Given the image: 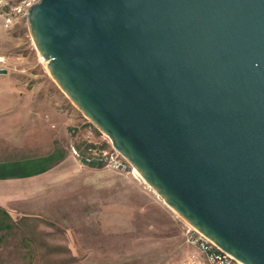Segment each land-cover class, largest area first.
<instances>
[{"label": "water", "instance_id": "1", "mask_svg": "<svg viewBox=\"0 0 264 264\" xmlns=\"http://www.w3.org/2000/svg\"><path fill=\"white\" fill-rule=\"evenodd\" d=\"M26 17L51 77L151 190L264 264V0H39Z\"/></svg>", "mask_w": 264, "mask_h": 264}, {"label": "rangeland", "instance_id": "2", "mask_svg": "<svg viewBox=\"0 0 264 264\" xmlns=\"http://www.w3.org/2000/svg\"><path fill=\"white\" fill-rule=\"evenodd\" d=\"M29 1L39 0H0V163L22 173L27 162H57L0 180V208L11 216L0 264H185L191 225L51 77L15 10Z\"/></svg>", "mask_w": 264, "mask_h": 264}, {"label": "built area", "instance_id": "3", "mask_svg": "<svg viewBox=\"0 0 264 264\" xmlns=\"http://www.w3.org/2000/svg\"><path fill=\"white\" fill-rule=\"evenodd\" d=\"M31 5L33 4L29 1L23 7L15 10L18 13L26 14ZM186 239L195 251L189 256L185 264H242L192 226L187 229Z\"/></svg>", "mask_w": 264, "mask_h": 264}, {"label": "trees", "instance_id": "4", "mask_svg": "<svg viewBox=\"0 0 264 264\" xmlns=\"http://www.w3.org/2000/svg\"><path fill=\"white\" fill-rule=\"evenodd\" d=\"M57 159L55 156H50L43 160L27 162L24 165L26 172H20L17 163H0V180L9 179L13 177H28L36 174H40L48 170ZM38 164V165H33ZM5 221H11V216L9 213L0 208V231L2 230L3 223Z\"/></svg>", "mask_w": 264, "mask_h": 264}, {"label": "crops", "instance_id": "5", "mask_svg": "<svg viewBox=\"0 0 264 264\" xmlns=\"http://www.w3.org/2000/svg\"><path fill=\"white\" fill-rule=\"evenodd\" d=\"M188 245H189L190 248H192V250L190 251V252H191L190 255H191V254L195 251V249H194V247H193L192 245H190V244H188ZM190 255H189V256H190ZM189 256H188L186 259H188Z\"/></svg>", "mask_w": 264, "mask_h": 264}, {"label": "bare ground", "instance_id": "6", "mask_svg": "<svg viewBox=\"0 0 264 264\" xmlns=\"http://www.w3.org/2000/svg\"><path fill=\"white\" fill-rule=\"evenodd\" d=\"M41 61H43L44 63H46L42 58H41ZM47 64V63H46ZM136 170V169H135ZM138 172V171H137ZM138 174V173H137ZM140 175V174H138ZM141 176V175H140ZM142 177V176H141ZM143 179V178H142ZM144 180V179H143ZM145 181V180H144ZM147 184V183H146ZM148 185V184H147ZM149 186V185H148ZM153 191V190H152ZM154 192V191H153ZM155 193V192H154ZM156 194V193H155Z\"/></svg>", "mask_w": 264, "mask_h": 264}]
</instances>
